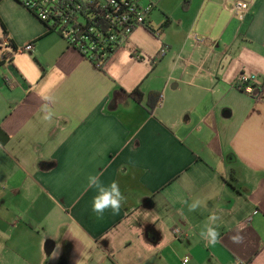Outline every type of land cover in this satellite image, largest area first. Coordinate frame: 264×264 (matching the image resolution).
<instances>
[{
  "label": "crops",
  "instance_id": "0c3cea01",
  "mask_svg": "<svg viewBox=\"0 0 264 264\" xmlns=\"http://www.w3.org/2000/svg\"><path fill=\"white\" fill-rule=\"evenodd\" d=\"M247 1L240 20L229 0H188L148 60L99 69L0 0V42L33 45L0 62V264H264V0ZM242 72L259 99L233 87ZM90 175L119 185L118 213L92 211Z\"/></svg>",
  "mask_w": 264,
  "mask_h": 264
},
{
  "label": "built area",
  "instance_id": "2783aa9c",
  "mask_svg": "<svg viewBox=\"0 0 264 264\" xmlns=\"http://www.w3.org/2000/svg\"><path fill=\"white\" fill-rule=\"evenodd\" d=\"M26 10L44 23L49 31L59 34L66 43L76 49L96 68L101 69L106 61L116 53L137 27L147 25V17L157 3L153 0H17ZM248 5L235 4L236 16L242 20ZM0 44L10 47L4 39ZM32 43L12 50L11 53H31ZM168 47H161L154 58L159 60ZM10 54L1 51L0 60L9 61ZM4 84L10 86L11 79L4 77ZM233 87L254 99H259L262 86L255 74L240 73L233 81ZM176 238L181 230L172 229ZM185 262L187 259L184 260Z\"/></svg>",
  "mask_w": 264,
  "mask_h": 264
},
{
  "label": "rangeland",
  "instance_id": "374dc122",
  "mask_svg": "<svg viewBox=\"0 0 264 264\" xmlns=\"http://www.w3.org/2000/svg\"><path fill=\"white\" fill-rule=\"evenodd\" d=\"M157 2V9L154 12L155 17L151 21V25L149 28L153 29L155 33L148 31L147 28L144 27H137L133 30L128 39L123 43L122 47L118 50L119 51V60L123 57V61L121 60V65H124L127 59H132L136 62H143L148 60L146 55L149 54L152 47V41L162 40L163 32L166 29L163 26L165 21V14H169L173 16V19L184 15L185 11L182 10L181 4H184L186 0H153ZM197 1V0H194ZM237 2H243L248 4L249 1L247 0H229V3L235 8V4ZM174 26L169 30L168 33H172L174 30ZM1 38V37H0ZM5 47L0 44V52L4 51ZM56 243H59L55 238ZM59 240V237H58ZM59 252H56V255Z\"/></svg>",
  "mask_w": 264,
  "mask_h": 264
},
{
  "label": "clouds",
  "instance_id": "9594fccd",
  "mask_svg": "<svg viewBox=\"0 0 264 264\" xmlns=\"http://www.w3.org/2000/svg\"><path fill=\"white\" fill-rule=\"evenodd\" d=\"M46 115L43 117L45 120H50L54 113L49 110L46 106L42 109ZM88 187L95 189L96 195L92 199V211L97 214V216H102L104 212L110 209L114 214L120 211L121 203L124 199L119 185L113 181L108 186H104L100 181L98 175H90L88 177ZM197 205L193 204L192 207L195 208ZM219 217L215 214L209 217L210 225L201 232V237L207 241L209 246L215 245L218 239V233L214 225Z\"/></svg>",
  "mask_w": 264,
  "mask_h": 264
},
{
  "label": "trees",
  "instance_id": "16d2710c",
  "mask_svg": "<svg viewBox=\"0 0 264 264\" xmlns=\"http://www.w3.org/2000/svg\"><path fill=\"white\" fill-rule=\"evenodd\" d=\"M188 0L185 1V3H187ZM184 3V5H185ZM168 23L167 20H165V22L163 23V26H166ZM0 26L2 27L3 30H5L4 25L2 24L1 20H0ZM148 31L155 33V31L149 27H147ZM10 47L13 48V50L16 49V47H14L10 42H9ZM0 62H4L3 60H0ZM126 95L128 97H130L131 99L135 100L136 102H141L142 98H143V93L141 92L139 85L137 87H135L133 90H131L130 92L126 93ZM160 103V93L156 92V91H152L147 95L146 98V104L149 110H153L158 104Z\"/></svg>",
  "mask_w": 264,
  "mask_h": 264
},
{
  "label": "water",
  "instance_id": "95a60500",
  "mask_svg": "<svg viewBox=\"0 0 264 264\" xmlns=\"http://www.w3.org/2000/svg\"><path fill=\"white\" fill-rule=\"evenodd\" d=\"M52 244H53L52 241H47V242H46V245H45V249H46L47 251H50L51 248H52Z\"/></svg>",
  "mask_w": 264,
  "mask_h": 264
}]
</instances>
